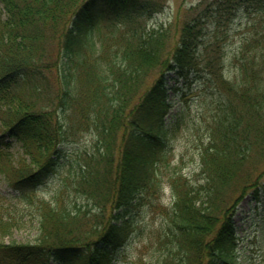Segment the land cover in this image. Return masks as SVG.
I'll return each mask as SVG.
<instances>
[{
	"label": "trees",
	"instance_id": "trees-1",
	"mask_svg": "<svg viewBox=\"0 0 264 264\" xmlns=\"http://www.w3.org/2000/svg\"><path fill=\"white\" fill-rule=\"evenodd\" d=\"M164 5L0 0V172L14 198L40 218L34 242H0V264H118L116 253L149 212L162 218L151 235L158 255L136 264H235L230 219L210 235L231 185L249 177L245 164L264 157V24L235 51L233 74L225 46L236 17L264 12V0L206 4L182 23L171 48L168 27L149 22ZM98 17L108 20L104 28L94 27ZM65 21L72 25L57 33ZM162 71L187 85L192 73L206 80L199 93L208 112L205 136L199 123L192 126L201 164L196 179L173 161L174 142L189 121L183 112L165 121L174 102ZM176 85L186 96L188 89ZM83 131L94 135L92 145L77 146ZM7 138L20 144L17 156ZM21 155L26 164L17 167ZM166 185L171 206L161 201ZM5 212L2 232L17 222L11 213L4 221Z\"/></svg>",
	"mask_w": 264,
	"mask_h": 264
},
{
	"label": "rangeland",
	"instance_id": "rangeland-1",
	"mask_svg": "<svg viewBox=\"0 0 264 264\" xmlns=\"http://www.w3.org/2000/svg\"><path fill=\"white\" fill-rule=\"evenodd\" d=\"M217 0H164L165 9L161 12H157L150 20V25L158 26L163 24L168 27L171 37L169 40V48L174 45L177 39L179 29L182 23L189 21V19L196 15L199 8L204 7L206 4H213ZM263 9V8H260ZM238 15L232 25L229 27V37L226 41V52L228 59L226 68L229 73H235V64L232 61V56L235 51L238 50L244 37L249 34L250 31H254L255 28H260L261 24H264V12H256L247 15ZM260 15V16H259ZM104 18H94V27L104 28ZM72 25L71 21H65L62 26H59L58 32H62ZM262 28V27H261ZM213 29V27H212ZM264 32V31H263ZM209 39V36L207 37ZM57 50L56 39L52 41L49 47L51 56L54 57ZM168 50V49H167ZM167 79V100L174 102L172 110L165 117V121L168 120L172 112H183L186 115L187 125L178 134L177 139L174 142L173 151L175 153L173 161L179 164L181 171L192 179L199 177L200 153L197 146V142L194 140L195 130L192 128L193 123H199L201 127L200 134L205 136V117L208 115L207 110L201 103V97L199 93L202 92L206 80L203 79V75L190 74V83L187 85L183 77L179 76L173 71H162ZM159 70H156L149 78L148 84L151 85L155 82ZM53 80V73L50 74ZM185 86L188 89L186 96H182L181 92L174 88L173 85ZM176 85V86H177ZM177 86V88H178ZM5 125L0 121V132H3ZM7 141L10 138L6 139ZM77 146L92 145L94 143V135L90 132L83 131L81 138L79 139ZM207 141V140H206ZM12 152L15 156L21 152L20 144H16L13 140ZM10 149V145L5 147V151ZM74 155V153H71ZM25 156V155H24ZM23 155H21V162H17L16 166H22L26 163L23 162ZM27 162H32L30 157H26ZM247 168V174L237 181H235L228 192V200L226 204V212L220 213L219 223L210 235L212 238L221 223L227 218L232 223V228L235 232V264H264V157L259 156L256 159H252L245 164L244 169ZM250 182H249V180ZM58 181H54V184H58ZM254 184V185H253ZM246 187V188H245ZM245 188V189H244ZM173 189L171 186L166 185L164 192L162 193L161 201L165 205H172L173 201ZM244 193H241V191ZM11 191V192H10ZM8 185V179L6 175L0 172V209L5 212L4 221H7L9 213L17 221L15 227L9 229V231L0 230V242L10 243L12 240L18 242L28 243L34 242L39 233L40 218L36 213L35 207L28 206L21 203L14 198V193ZM10 193V194H9ZM42 196V195H41ZM17 202V204L15 203ZM1 204H4L3 206ZM12 217V218H13ZM160 213H150L145 217L144 224L140 230L131 236L129 242L116 253V259L118 264H136L148 260H155L158 255V250L155 242L151 241L152 230L159 226L161 220ZM145 227V228H144ZM7 264H25L22 261H7ZM49 264H56L51 261Z\"/></svg>",
	"mask_w": 264,
	"mask_h": 264
}]
</instances>
